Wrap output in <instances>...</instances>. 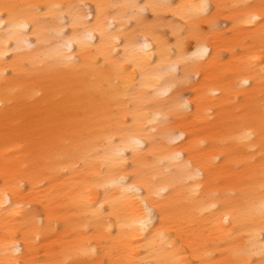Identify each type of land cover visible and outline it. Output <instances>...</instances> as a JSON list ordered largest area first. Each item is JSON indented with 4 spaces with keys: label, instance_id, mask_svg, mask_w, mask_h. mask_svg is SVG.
Listing matches in <instances>:
<instances>
[{
    "label": "bare ground",
    "instance_id": "1",
    "mask_svg": "<svg viewBox=\"0 0 264 264\" xmlns=\"http://www.w3.org/2000/svg\"><path fill=\"white\" fill-rule=\"evenodd\" d=\"M0 20V264H264V0Z\"/></svg>",
    "mask_w": 264,
    "mask_h": 264
},
{
    "label": "rangeland",
    "instance_id": "2",
    "mask_svg": "<svg viewBox=\"0 0 264 264\" xmlns=\"http://www.w3.org/2000/svg\"><path fill=\"white\" fill-rule=\"evenodd\" d=\"M152 20H153V17H149L147 22H152ZM219 27L221 29H225V28H227V24L225 22L220 21L219 22ZM204 30H205L204 32H208L209 28L204 26ZM185 90H187V91H184L183 97H190V95H191L190 91L188 89H185Z\"/></svg>",
    "mask_w": 264,
    "mask_h": 264
},
{
    "label": "snow or ice",
    "instance_id": "3",
    "mask_svg": "<svg viewBox=\"0 0 264 264\" xmlns=\"http://www.w3.org/2000/svg\"><path fill=\"white\" fill-rule=\"evenodd\" d=\"M15 6H11V5H3L2 8L4 10V13L7 15H12L11 9L14 8ZM252 19H256L255 16L252 17ZM0 23H3V20H0ZM21 27H24L25 25L21 24Z\"/></svg>",
    "mask_w": 264,
    "mask_h": 264
}]
</instances>
